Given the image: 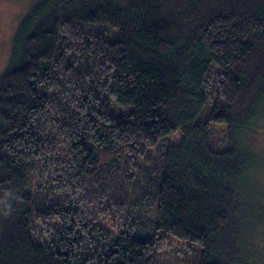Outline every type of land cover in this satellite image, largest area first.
Instances as JSON below:
<instances>
[{
  "label": "trees",
  "instance_id": "obj_1",
  "mask_svg": "<svg viewBox=\"0 0 264 264\" xmlns=\"http://www.w3.org/2000/svg\"><path fill=\"white\" fill-rule=\"evenodd\" d=\"M27 12L0 76V264H156L157 232L201 244L200 264H246L264 221L247 184L264 0H37ZM210 122L234 129L229 147H211ZM175 132L162 168L138 161ZM101 206L129 225L97 222Z\"/></svg>",
  "mask_w": 264,
  "mask_h": 264
},
{
  "label": "rangeland",
  "instance_id": "obj_2",
  "mask_svg": "<svg viewBox=\"0 0 264 264\" xmlns=\"http://www.w3.org/2000/svg\"><path fill=\"white\" fill-rule=\"evenodd\" d=\"M36 1L37 0H0V76L9 65L13 38L19 23ZM216 69L217 68L215 66H210L209 68L211 85L213 83L214 85L217 83L215 80L218 78L219 74ZM116 106L117 107L112 106L111 114H126L131 111L133 107L129 104ZM209 109L210 108L208 106L205 107L197 115L196 120H207ZM256 120L257 123L255 128L252 132L247 133V140L251 145V149L257 153L259 164L253 170V174L247 180V184L254 191L253 201L256 205H260V208H262V210H259L258 212L261 214L264 213V110L259 113ZM209 128L211 147L214 150H224L231 145L229 142L230 137L235 133V131L229 124L210 122ZM167 138H169V140H167ZM167 138L159 143V148L151 149L153 155L156 156L153 163H151V160L143 161L142 158H139L140 160L138 161L145 163L146 166H150L152 169L155 167H159V169L162 168V160L159 158L162 154V148H164L162 146L168 143V141L177 142L180 139V134L179 132H175ZM59 140L60 138H58L57 144H60ZM64 146V138L61 135V147L64 148ZM133 160H135L134 157H128V163ZM52 166L54 167V165ZM145 179L146 178L141 175L136 176L132 183L134 188L140 189L145 186ZM35 186L33 190H35ZM150 200L153 201L154 199L151 198ZM145 206L147 210V212L145 210L146 214H148V216H152L155 212V205L148 202ZM145 206L142 210L145 209ZM101 208V210H97L96 207H91V209L95 211L92 215H96L101 212L100 220L97 222L107 224L110 228H117V233H121L123 229L129 225L127 221L123 224L120 220L110 217V215L116 212L111 211V213H105L106 207L101 206ZM42 217L44 216H37V220ZM42 223L43 221L40 220L39 224L41 226ZM256 234L258 235V247H256L254 254H251V257L248 259L246 264H264V221L256 227ZM154 237L156 246L159 248V251L156 254V264H200L203 252V246L201 244L186 239H179L166 232H157L154 234Z\"/></svg>",
  "mask_w": 264,
  "mask_h": 264
}]
</instances>
